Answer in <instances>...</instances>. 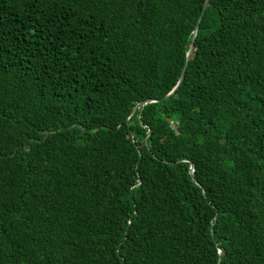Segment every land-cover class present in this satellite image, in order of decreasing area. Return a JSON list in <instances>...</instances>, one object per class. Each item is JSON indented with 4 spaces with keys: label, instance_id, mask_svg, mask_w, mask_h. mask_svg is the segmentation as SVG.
<instances>
[{
    "label": "trees",
    "instance_id": "obj_1",
    "mask_svg": "<svg viewBox=\"0 0 264 264\" xmlns=\"http://www.w3.org/2000/svg\"><path fill=\"white\" fill-rule=\"evenodd\" d=\"M204 1L0 0V264H264V0Z\"/></svg>",
    "mask_w": 264,
    "mask_h": 264
},
{
    "label": "water",
    "instance_id": "obj_2",
    "mask_svg": "<svg viewBox=\"0 0 264 264\" xmlns=\"http://www.w3.org/2000/svg\"><path fill=\"white\" fill-rule=\"evenodd\" d=\"M208 5H209L208 0H205V1H204V4H203V6H202V9H201V13H200V15H199V17H198V20H197L196 24H195V29L197 28L199 22L201 21V19H202L203 15H204L205 10H206V8L208 7ZM193 34L195 35V30H194V33H193ZM192 49H193V38L191 39V43H190V45H189V49H188V52H187V54H186V60H185V63H184V66H183L182 72H181V74H180V76H179V79H178V82H177L176 86H175V87H174V88H173V89H172L167 95H165V96L162 98V100L169 98V97L173 94V92L176 90L177 86L182 82L183 77H184V71H185V69H186V67H187V65H188V62H189L190 58H191ZM149 102H154V101H145V102H143V103H139V104H137V105L135 106V108L132 110L131 114L134 113V111H135L136 109L141 108L142 106H144L145 104H147V103H149ZM191 174H192V172H191Z\"/></svg>",
    "mask_w": 264,
    "mask_h": 264
},
{
    "label": "built area",
    "instance_id": "obj_3",
    "mask_svg": "<svg viewBox=\"0 0 264 264\" xmlns=\"http://www.w3.org/2000/svg\"><path fill=\"white\" fill-rule=\"evenodd\" d=\"M171 125H174V124H171Z\"/></svg>",
    "mask_w": 264,
    "mask_h": 264
}]
</instances>
